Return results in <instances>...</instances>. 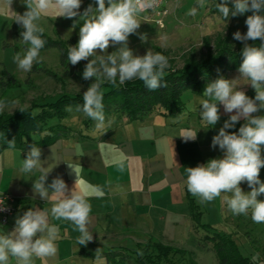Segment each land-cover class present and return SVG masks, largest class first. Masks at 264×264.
Wrapping results in <instances>:
<instances>
[{"label": "clouds", "instance_id": "obj_1", "mask_svg": "<svg viewBox=\"0 0 264 264\" xmlns=\"http://www.w3.org/2000/svg\"><path fill=\"white\" fill-rule=\"evenodd\" d=\"M11 3L12 0H9V5ZM22 3L26 5L27 11L22 15L15 13L14 22L24 29L20 33V40L28 47L23 53L17 52L13 61L25 72L31 71L34 63L40 62V52L46 45L42 38L44 28L37 23L43 14L56 9L57 16L84 20L79 28V40L75 46H69L67 57L73 66L92 57L84 68L83 78L94 79V82L83 92V103L78 104L75 110L82 111L93 120L96 129H104L106 126L110 128L114 122V117L108 118L105 115L102 88L105 83L117 86L138 79L149 91H156L162 85L167 86L166 70L170 68L168 58L151 50L143 56L134 55L128 46L130 34H136L141 25L138 15L154 10L159 0H95L96 7L89 4L83 13L79 11L82 0H22ZM197 7L204 8L205 0H198V5L186 14L195 16ZM216 8L225 20L230 16L252 12L245 20L247 32L242 34L236 31L233 38L243 43L240 53L243 60L238 69L241 78L247 80L256 95L253 99L244 91L236 90L237 84L234 82L237 79L229 80L222 75L207 83L203 91L204 99L200 101V118L210 126L216 125L220 120L218 104L223 105L225 113L231 114L211 141V147L215 149L218 146L223 156L209 159L196 167H187L186 187L200 204L222 197L233 215L247 216L250 213L253 222L264 223V200L258 199L264 194V182L259 179L260 170L264 167L261 155L264 146V115L259 114L264 110V0H221ZM140 39L145 41L146 35L141 34ZM161 39L166 41L167 37ZM258 40V46L248 43ZM110 44L120 47L108 54ZM97 50L103 54H98ZM5 106L4 102H0V111ZM65 110L71 112L73 108L68 105ZM241 120L244 123L238 131H227ZM181 137L186 142L194 141L196 134L188 133ZM8 143L9 148L15 147V140ZM74 152L77 156L85 154L79 143L74 145ZM52 153V163L44 167L47 161L41 160V149L33 143L27 158L22 160L19 172L40 173L33 182L34 193L46 201L50 199V193L55 194L51 216L56 220L71 221L74 231L79 232L77 243L87 245L93 239L89 231L93 223L90 198H103L106 193L101 186L78 179L77 174L70 194H66L69 190L60 177L46 185L48 174L61 159L53 149ZM113 163L123 166L120 160L114 159ZM241 182H246L251 191L244 192L240 187ZM3 204L0 202V206ZM3 210L0 207V211ZM57 239L56 228L48 222V212L29 208L16 217L11 232L0 234V264H9L10 257L15 258L16 264H33V257L54 256L57 252Z\"/></svg>", "mask_w": 264, "mask_h": 264}, {"label": "crops", "instance_id": "obj_2", "mask_svg": "<svg viewBox=\"0 0 264 264\" xmlns=\"http://www.w3.org/2000/svg\"><path fill=\"white\" fill-rule=\"evenodd\" d=\"M237 88L247 96L253 91L247 82ZM188 104L185 103L186 110L178 118L151 114L131 122L114 119L110 128L104 129L92 127L93 122L89 127L84 126L87 133L82 129L76 131L81 132L80 135L74 134L41 148V160L47 161L44 167L52 163V149L61 158L48 174L46 185L60 177L69 190L66 194H70L77 174L78 179L99 185L106 193L103 198H90L93 223L89 231L93 239L87 245L77 243L79 232L74 231L71 221L51 216L55 194L50 193L46 201L34 193L33 182L40 173L19 172L30 149H7L0 153V194L15 199L13 217L5 228H0V234L11 232L16 217L31 208L48 212V222L58 233L56 254L33 257V264H85L88 262L85 258L97 257L111 247L133 249L147 242L175 247L179 227L187 226L192 232L198 229L191 215L192 201L200 213L199 220L203 215L200 209L204 204L187 190L186 168L223 156L218 146L211 147V141L222 127V120H228L231 115L218 104L220 120L210 126L198 115L196 102L194 106L188 107ZM243 123L241 120L227 131H238ZM188 133L196 134V139L186 142L181 136ZM77 143L82 146L83 156L74 152ZM114 159L120 160L123 166L113 163ZM97 258L105 264L102 257ZM9 264H16L15 258L10 257Z\"/></svg>", "mask_w": 264, "mask_h": 264}, {"label": "rangeland", "instance_id": "obj_3", "mask_svg": "<svg viewBox=\"0 0 264 264\" xmlns=\"http://www.w3.org/2000/svg\"><path fill=\"white\" fill-rule=\"evenodd\" d=\"M89 4L96 7L95 0H82L79 11L83 13ZM210 4L211 0H205V7H197V14L189 16L186 13L193 6L198 5V0H167L165 10L168 14L164 19L163 29L156 25L155 16L152 13L139 14L137 19L141 25L136 34H130L129 48L133 50L134 55L143 56L148 50L154 52L153 48L158 47L167 52L171 59H174L177 68H182L183 56L200 52L202 43L207 37L213 40L217 34H226V28L220 24L219 18L209 14ZM25 11H27V7L22 3V0H12L10 5L9 0H0V40L10 45L5 49L0 48V66H3L16 81L12 89L0 90V102H4L6 105L3 111H0V115L3 116H11L22 110L30 109L34 103L43 105L63 95L83 97V92L88 88L79 82L74 70L67 76L60 64L58 49L41 51L40 62L34 63L29 72L18 68L13 57L17 52L23 53L25 49L23 44L16 39V32L24 29L14 22V16L15 13L22 15ZM57 15L58 10L51 9L41 16L37 23L44 28L43 35L52 41L66 43L73 40L70 46H75L79 40V28L84 20L79 17L68 19ZM146 22L147 24H145ZM141 34L146 35L145 41L140 39ZM164 36L167 37L166 41L161 39ZM119 47L120 45L112 46L110 44L107 53L111 54ZM97 53L103 54L99 50ZM229 80H236L234 83L238 87L239 85L244 86L247 82L246 79L241 78L239 72L230 74ZM253 91L255 90L253 89ZM202 99H204L203 95H194L191 92H185L182 96L183 102L189 103L188 107L190 104L194 106L196 102L199 111L202 110V106H200ZM38 111L40 109L35 108L33 112L36 114ZM259 114L264 115V110ZM85 119L86 117L71 111L68 118L64 120V124L76 131L83 129V132L87 133L82 122ZM225 121L222 120V126ZM261 155L264 158V146H262ZM259 179L264 182V177L259 176ZM240 187L244 192L251 191L246 182H241ZM258 199L264 200V194ZM200 210L203 215L199 223L210 229L198 227L196 232H192L187 230V226L179 227L173 244L174 248L186 252L187 258H191L196 264H217L212 244H206L205 238L218 233L220 236L231 238L239 252L244 257L250 258L253 264H264V223L253 222L250 213L247 216L233 215L222 197L205 203ZM187 258L185 259L188 260ZM175 259L177 260L178 257ZM84 260L88 261L85 264H104L97 257Z\"/></svg>", "mask_w": 264, "mask_h": 264}, {"label": "trees", "instance_id": "obj_4", "mask_svg": "<svg viewBox=\"0 0 264 264\" xmlns=\"http://www.w3.org/2000/svg\"><path fill=\"white\" fill-rule=\"evenodd\" d=\"M220 2L221 0H211L208 7L209 14L219 18L220 24L226 28V34H217L213 40L207 37L202 43L200 52L183 56L182 68L175 66L174 59H171L167 52L154 47V53H161L169 60L170 68L166 70L165 78L167 86L162 85L156 91H149L138 79L127 81L123 85L117 84V86L105 83L102 88L106 117H114L122 122L139 120L151 114L178 118L186 110V105L182 100L185 92L203 95L207 83L221 75L229 79L230 74L239 72V65L243 60L240 55L243 43L235 40L233 33L236 31H240L242 34L247 32L245 20L247 16L252 15V12L249 11L235 17L230 16L225 20L216 8ZM229 7H232L231 3H229ZM22 31L16 32V39L23 44L25 49L28 46L20 40ZM42 38L46 41V45L41 51L58 49L60 64L67 76L74 70L77 79L83 86L89 87L94 82V79L85 80L83 78L84 68L92 57L82 60L75 66L68 62V46L72 44L73 40L65 43L52 41L45 35ZM248 43L258 46L260 41H248ZM9 46L0 40V48L5 49ZM0 67V90L12 89L16 84L15 79L3 66ZM255 95V91H252L249 97L254 99ZM82 103L83 97L80 95L73 97L63 95L43 105L34 103L30 109L22 110L11 116L0 115V153L7 149L28 150L33 143L41 149L62 138H68L74 134L80 135L81 132H76L70 126L65 125L64 120L69 115V112L65 110L68 105L72 106L73 112L86 117L82 111L75 110L76 106L82 105ZM35 108L40 109L36 114L33 112ZM93 122L86 117L83 124L85 127H89ZM12 140H15V147L9 148L8 142ZM260 172V176L264 177V167ZM190 207L193 221H195L194 225L197 228L208 229V226L198 223L200 213L193 201ZM205 243L212 244L217 264H253L250 258L244 257L239 252L235 242L229 237L214 233L210 237L206 236ZM138 253H142V255ZM99 256L104 259L105 264H196L194 260L187 258V254L183 250L158 242L137 244L133 249L111 247L105 253L97 255V257Z\"/></svg>", "mask_w": 264, "mask_h": 264}, {"label": "built area", "instance_id": "obj_5", "mask_svg": "<svg viewBox=\"0 0 264 264\" xmlns=\"http://www.w3.org/2000/svg\"><path fill=\"white\" fill-rule=\"evenodd\" d=\"M166 2L167 0H159V3L154 10L146 11L152 13L155 16L154 22L160 29L164 28V19L168 14L165 10ZM0 202L4 203L2 206H0L4 209L3 211H0V228H5L9 224L15 212V199L10 195L0 194Z\"/></svg>", "mask_w": 264, "mask_h": 264}]
</instances>
